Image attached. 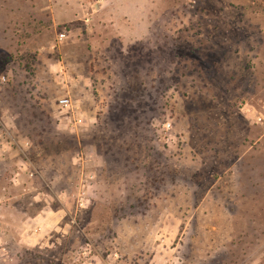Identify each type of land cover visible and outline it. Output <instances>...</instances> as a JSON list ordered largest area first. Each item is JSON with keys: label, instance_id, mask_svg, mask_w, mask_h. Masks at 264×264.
<instances>
[{"label": "rangeland", "instance_id": "obj_1", "mask_svg": "<svg viewBox=\"0 0 264 264\" xmlns=\"http://www.w3.org/2000/svg\"><path fill=\"white\" fill-rule=\"evenodd\" d=\"M0 264H264V0H0Z\"/></svg>", "mask_w": 264, "mask_h": 264}, {"label": "built area", "instance_id": "obj_2", "mask_svg": "<svg viewBox=\"0 0 264 264\" xmlns=\"http://www.w3.org/2000/svg\"><path fill=\"white\" fill-rule=\"evenodd\" d=\"M60 102L63 104V105H68L69 104V99H67V98H62L61 100H60ZM169 125V124H168Z\"/></svg>", "mask_w": 264, "mask_h": 264}]
</instances>
